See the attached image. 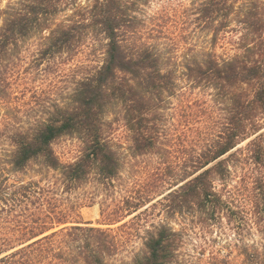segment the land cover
I'll return each instance as SVG.
<instances>
[{
    "label": "trees",
    "instance_id": "1",
    "mask_svg": "<svg viewBox=\"0 0 264 264\" xmlns=\"http://www.w3.org/2000/svg\"><path fill=\"white\" fill-rule=\"evenodd\" d=\"M196 1L197 20L212 33L211 47L186 60L143 38L135 0H92L85 6L76 0H19L0 10V77L8 87L13 82L5 61L18 51L23 62V53L33 56L30 67L59 68L66 63L64 55L67 61L77 60L66 96L54 98L35 90L43 115L27 126L8 117L0 120V136L6 135L12 146L0 157V264H117L130 223L117 230L85 226L75 220L80 204L63 194L92 177L112 182L121 176L122 143L115 135V119L108 118L112 111L129 132L134 153L156 152L170 144L165 141L176 145V138L166 132L168 117L159 113L181 80L187 88H203L212 97L187 104L193 109L182 128L195 129L193 119L201 120V113L225 114L212 120L214 132L196 134L200 143L192 154L193 168L183 169L178 187L164 195V206L168 212L186 213L190 208L214 220L224 213L244 219L253 214L264 234V0ZM66 6L74 7L70 18L53 20ZM94 33L106 40L103 60L84 66V39ZM33 36L36 45L25 48ZM219 46L238 51L219 54ZM67 135L77 136L82 150L64 164L54 143ZM230 152L235 159L223 158ZM33 163L60 170L63 193L41 180L12 178ZM239 163L240 185L226 192L217 188V180L233 178ZM135 205L136 211L141 208L140 202ZM132 213L120 206L109 215L122 221ZM180 246V231L161 224L148 231L133 262L175 264ZM241 257L218 255L213 264H264V243L245 245Z\"/></svg>",
    "mask_w": 264,
    "mask_h": 264
},
{
    "label": "rangeland",
    "instance_id": "2",
    "mask_svg": "<svg viewBox=\"0 0 264 264\" xmlns=\"http://www.w3.org/2000/svg\"><path fill=\"white\" fill-rule=\"evenodd\" d=\"M18 1L0 0V10L3 12L9 5ZM135 1L138 4L136 6L138 25L140 24L142 28L143 38L149 42H158L163 50L166 46V52L171 50L172 55L176 54L180 60H186L185 57L194 55L199 50L210 49L212 33L209 29L202 28V24L197 20L196 0ZM76 2L85 6L91 4L92 0H76ZM73 8V6H66L54 16L53 20L61 22L69 19L73 14ZM3 16L4 14L0 13V25L3 23ZM149 29L152 30V35L149 34ZM150 36L155 39L149 38ZM37 40L36 36H33L25 42V48H34ZM174 41L177 42L175 46H173ZM105 44L106 40L100 34L94 33L85 37L84 53L81 57L84 60V66L97 65L103 60ZM217 51L219 54H234L238 49L233 46L231 48L219 46ZM21 58V52L18 51L5 61L6 65H10L9 75L13 85L8 87L0 77V120L8 117L27 126L28 122H33L37 116L43 115V107L35 101L37 100L35 90L40 89L39 94L54 98L66 96L73 77L71 66L77 60L67 61L64 55L61 60L66 63L59 68L55 64L50 66L42 64L41 68L32 65L33 68H31L29 64L33 62V56L25 52L23 53L25 62ZM182 83L181 80L180 87L175 93L166 96V108L161 109L162 113H159L160 117L163 115L165 118L168 117L166 132L176 138V145L171 146V142L165 141L170 144H162L156 152L134 153L131 149L133 143L129 132L121 122H117L120 117L112 111L108 118L113 121L115 119V135L122 143L120 150L124 162L121 176L112 182H101L98 178L92 177L80 188L63 194L71 201L80 204L75 220L85 226L117 230L121 224L130 223V226L124 229L129 232L125 233L128 238L125 239L120 253L115 257L117 264H134L133 258L142 250L148 231L161 224L169 225L181 233V246L175 264H213L214 257L218 255L241 259L245 245L264 243V234L254 224L256 217L253 214H246L244 219L240 214L233 217L229 213H224L223 217L214 220L207 219L200 213L191 212L190 208L186 213L173 212V210L168 212L167 207L164 206V195L178 187L176 184L184 172L183 169L193 168L191 167L192 154L197 148L195 145L200 143L197 141L196 134L214 132L215 129H211L212 120L223 117L225 114L218 110L210 116L201 113L204 116L201 120L198 117L196 120L193 119L195 129L182 128V120L188 118L193 109L187 107L188 103L197 98L212 100L211 95L205 93L203 88H187L188 83ZM246 144L247 141L241 144L240 148ZM11 148L6 135H1L0 157H5ZM54 149L60 160L66 164L74 161L81 154L82 143L77 136L67 135L54 143ZM231 154L230 152L223 158H230ZM231 165L234 166V163L231 162ZM239 165L237 168L234 167L236 173L233 178L217 180V188L226 192V190H232L235 185H240L242 166L240 163ZM11 176L15 180H41L45 184L55 185L60 193L64 191L61 171L44 168L38 163L31 164L23 172H14ZM239 198H242V195ZM137 202H140L138 207L141 208L136 211L135 203ZM120 206L131 208L133 213L127 215L122 221H113L109 214Z\"/></svg>",
    "mask_w": 264,
    "mask_h": 264
}]
</instances>
